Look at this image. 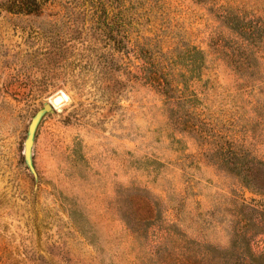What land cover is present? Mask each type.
Here are the masks:
<instances>
[{
  "label": "rangeland",
  "instance_id": "374dc122",
  "mask_svg": "<svg viewBox=\"0 0 264 264\" xmlns=\"http://www.w3.org/2000/svg\"><path fill=\"white\" fill-rule=\"evenodd\" d=\"M7 2L0 264L264 255V0Z\"/></svg>",
  "mask_w": 264,
  "mask_h": 264
},
{
  "label": "trees",
  "instance_id": "16d2710c",
  "mask_svg": "<svg viewBox=\"0 0 264 264\" xmlns=\"http://www.w3.org/2000/svg\"><path fill=\"white\" fill-rule=\"evenodd\" d=\"M33 2L34 0H8L9 6H7L6 11L14 14L27 13L26 7L33 4ZM248 259L250 264H264V255L259 257L250 256Z\"/></svg>",
  "mask_w": 264,
  "mask_h": 264
},
{
  "label": "water",
  "instance_id": "95a60500",
  "mask_svg": "<svg viewBox=\"0 0 264 264\" xmlns=\"http://www.w3.org/2000/svg\"><path fill=\"white\" fill-rule=\"evenodd\" d=\"M57 100H58V98L54 99V101H57ZM51 109H52V107L50 108L49 105H45L44 108H43V111L44 112H49ZM31 146H32L31 139L28 138L26 140V142H25V149H24V152H25L26 156H29L30 150H31Z\"/></svg>",
  "mask_w": 264,
  "mask_h": 264
},
{
  "label": "bare ground",
  "instance_id": "6f19581e",
  "mask_svg": "<svg viewBox=\"0 0 264 264\" xmlns=\"http://www.w3.org/2000/svg\"><path fill=\"white\" fill-rule=\"evenodd\" d=\"M58 98L57 101H54V99ZM65 101L64 96H56L55 98L52 99V104L49 105V107H55L58 106L59 104H62Z\"/></svg>",
  "mask_w": 264,
  "mask_h": 264
}]
</instances>
